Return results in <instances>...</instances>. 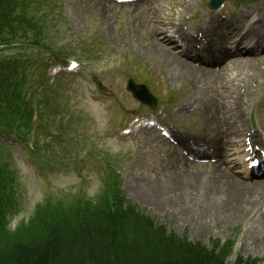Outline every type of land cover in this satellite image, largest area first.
<instances>
[{"label": "rangeland", "instance_id": "obj_1", "mask_svg": "<svg viewBox=\"0 0 264 264\" xmlns=\"http://www.w3.org/2000/svg\"><path fill=\"white\" fill-rule=\"evenodd\" d=\"M175 1L169 0V2H173V7H177L184 12L189 11L194 14H198L201 11L200 7H203L201 2L204 0H188V2L191 3L189 7L182 4L180 5L179 3H181L182 0ZM56 3L61 5V10L58 7H53ZM256 4L263 6L264 9V0H257ZM141 5L131 9V11L123 12L115 7L111 8L109 11H102V9L99 10L100 8L98 9L97 7L91 6L90 3L85 0H75L74 4L73 0H32V2H29L28 12L36 19L44 20L49 18L51 24L53 23V21H51L53 19L58 21L61 27L59 28L60 33H58V39L56 41L58 43L62 42L68 52L75 50V42L73 39L79 38V40H84L91 44L89 45L90 50L85 52L83 55L87 60L83 59L79 55L77 58H66L70 59L67 62L76 60L78 66L75 69L69 70L68 63L65 65L61 64L64 67L63 71L68 74H83V77L77 78H73V76H66V79L70 80L69 85L67 89H61L60 94L58 95V99L63 105H73L74 101H76L81 95L84 87L87 88V90L90 89V87L87 86V83L91 79L95 78L96 74L100 77L106 74V68L113 64V61L117 57L119 47L123 46L125 40H127L129 44L133 45H143L146 43L147 38L144 34L146 23L142 20L139 14L132 15L134 13L143 12L142 10L144 8L141 7ZM243 12L245 13L242 8H239L230 16H227V19L236 21L238 15ZM100 13L104 17L101 16ZM182 13L183 12L180 11L175 15ZM246 15L249 19L254 17L253 15ZM201 16L204 19L208 18L205 11L202 12ZM247 18L244 21L245 26L248 23ZM64 19L68 20L67 24L64 23ZM221 20L226 22V19ZM182 22L184 23L183 26L185 28L196 26L195 24L187 23L186 20ZM204 22L207 26H211L212 24V22ZM218 27L221 28L219 25ZM6 32L7 33L4 35L6 47H3L6 54L4 56L8 55L14 58H23L27 56L33 59L47 57L46 54L41 55L39 53V49L29 51L26 44L21 39L20 31L16 29L14 25H9ZM59 37H63V40L60 41ZM139 49H141L140 45H138V50ZM143 49H145V54L148 59L152 57L156 58L163 62L164 67L168 66L171 69L173 68L174 71L176 70L174 75L172 73L170 74L168 80L165 79V76L162 78L163 83L168 84V87L165 88V95L171 98L174 105L182 104L195 107V117L200 115L198 114L197 103L203 113H213L219 116L224 115L225 112L215 99H220V95L225 93L231 87L232 82L238 79V77L232 76H243L244 73L240 75L237 71H235L231 74H227L231 77L228 79H224L226 76L219 79L213 78L211 82L207 84L210 80L209 78L204 82V84H192L185 78L186 75L183 74V67L185 63L179 59L178 55L170 50L168 52L167 50V53L169 54L168 57H165L160 52H158L157 56V53L150 51L149 45L143 46ZM63 59L65 58L58 60L54 59L53 65L46 70L48 72L45 71L43 73L42 79L45 83H47V80L53 81V69L57 68V63ZM254 59L262 60L260 61L262 63H258L260 67L257 71L260 72L257 75L249 72L248 74L251 77L246 80V82L241 84V86H244L245 88L240 93L239 100L244 108L252 102L258 104L263 101L262 95L264 94H262V92L264 91V73L261 71L264 70V56L255 57ZM35 70H37V72H43L41 69ZM192 74L193 73L189 72V80L191 79ZM210 75L213 76L214 73H210ZM93 90L94 89H92V91ZM40 109L42 113L39 118H36L37 123L40 125L35 134L30 135L28 137V141L25 142L27 147L24 148L21 144H15L9 141L2 149L3 155L0 154V169L2 170L5 163L8 162L16 171V173L14 172L11 175V178L14 179L12 197L17 205V208L11 212L10 225L11 230L17 229L16 232L20 229V222L24 219L28 221V217H31L29 215L32 209L36 206V204L43 200L45 196L53 195L58 197L65 193L78 191L80 189H84L87 193L91 194L101 183V173L97 169V155H89L86 158L80 159V161L73 160L72 165L76 166V170H73L72 168L65 166L53 167L51 163L43 165L44 163L41 161V159H43L42 157H37L36 155L29 153V149L34 147L39 150L40 153L44 152L46 154H50L56 143L55 138L63 129L61 121L64 119V116H68L67 113L60 116L58 113H55L53 109H45L43 107ZM59 111H64V109L60 108ZM183 118L184 117H179L178 122L182 123ZM110 124H113L112 120L110 121ZM23 126L24 125L20 126L18 129L19 132L22 131ZM82 128V133L86 137V130L83 123ZM119 143L120 141L117 140L115 144L118 145ZM126 145L125 149H127V153L129 154L144 150L156 153V155L151 154L150 157L152 162L147 166L148 169H141L138 165H136L135 173L132 170L122 175V185L124 187L127 185L129 191L134 194H129L130 198L139 203L152 215L154 213L158 217H165L166 219L171 220L178 230L183 232L198 230L204 237H206L207 233L201 231L192 222L179 224L176 218L171 216L169 211L165 210L164 206L157 208L148 202V200L144 197L145 186H141V180L138 179L140 177L138 175L144 173H148L149 176H152L154 179L157 177L160 179L171 177V174L174 173L183 174L185 179L192 180L190 185L194 192L198 194L199 185L197 182L199 181L200 175L197 174L196 176H192L186 168H179L174 163L171 153L157 155V148L149 146L145 143V141H142V139L135 142L129 141ZM213 164L208 162V164L205 165L206 169L213 170ZM221 195L222 194L217 187H214L209 193L207 201L209 203H214V201L221 198ZM235 207V204L232 203V208ZM197 209L199 210L198 206ZM37 210H39V207H37ZM35 215L36 213L34 216ZM263 217L264 213L262 211H256L249 217L244 215L242 217V223L238 226L234 225L232 222L228 224H219L217 221L211 219L214 221L216 228L213 232L224 236L226 233L230 232L231 229H233L234 236L237 238L238 243H240V241L243 243L242 250L244 252L249 251L251 246H249L248 242L243 241V232L250 226L257 227L258 219ZM33 225L34 224H31V228ZM124 252L128 253L127 250Z\"/></svg>", "mask_w": 264, "mask_h": 264}, {"label": "trees", "instance_id": "obj_2", "mask_svg": "<svg viewBox=\"0 0 264 264\" xmlns=\"http://www.w3.org/2000/svg\"><path fill=\"white\" fill-rule=\"evenodd\" d=\"M10 9L12 0H0V13L5 10L9 12ZM91 220L98 221L95 224L77 222L73 242L65 238V233L59 230L57 224H50L42 232H30L29 235H23L22 228L10 237L4 234L6 229H0V264H83L89 257L114 260L129 246L138 247L142 251L158 250L185 264L215 262L200 250L171 246L163 236L155 232L129 228L126 225L127 219L119 213H111L104 218L92 215ZM131 235H134L138 243L129 241Z\"/></svg>", "mask_w": 264, "mask_h": 264}, {"label": "bare ground", "instance_id": "obj_3", "mask_svg": "<svg viewBox=\"0 0 264 264\" xmlns=\"http://www.w3.org/2000/svg\"><path fill=\"white\" fill-rule=\"evenodd\" d=\"M250 35H252L255 38V44H257L264 39V30L260 29L258 31H252ZM221 50L222 49L219 50L220 53L219 56H225L227 54H229V56L232 55L231 52L229 51V48H223V50L222 51ZM236 50L239 51V48H237ZM193 74L195 77L190 79V83L197 82L199 77L201 76H203L205 79L207 78L206 75L203 72H200L199 70L193 72ZM214 130L217 131L215 134V138L216 137L218 138L217 144L219 146L220 154L222 157H226L227 150L229 148L228 146L230 145L224 141V139L227 138V136H225V132L223 131L222 126H217ZM201 141L207 144L208 146H211L213 145V143H215L213 142V140H211V138H209V136H205L204 138L201 139ZM204 149L207 150L206 148ZM219 168L221 169L222 165H220ZM215 176L217 178L224 179L228 183L229 182L231 183V178L229 177H220L219 175H215ZM233 190L238 194H240L241 191L244 192L245 194L247 193L250 197L262 199L264 198V178H256L254 180H245V181L236 180V185L233 187ZM256 190L258 191L257 193H252L253 191L255 192Z\"/></svg>", "mask_w": 264, "mask_h": 264}]
</instances>
